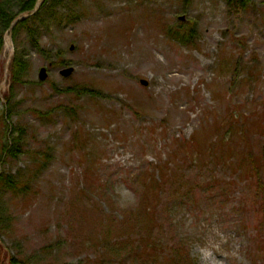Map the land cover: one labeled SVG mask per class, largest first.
Masks as SVG:
<instances>
[{"label": "rangeland", "instance_id": "1", "mask_svg": "<svg viewBox=\"0 0 264 264\" xmlns=\"http://www.w3.org/2000/svg\"><path fill=\"white\" fill-rule=\"evenodd\" d=\"M64 3L36 21L44 54L21 28L0 58L10 122L25 129L2 168L23 190L0 185L1 264H167L175 234L190 237V264H264V0L239 12L228 0ZM182 23L194 30L187 43L169 31ZM16 52L28 68L13 82ZM82 87L101 95L67 91ZM233 136L253 143L249 168L239 150L234 170L223 162ZM209 144L220 147L212 165L201 161ZM167 178L163 191L149 188ZM155 203L152 236L138 220ZM164 218L175 234L161 233Z\"/></svg>", "mask_w": 264, "mask_h": 264}, {"label": "trees", "instance_id": "2", "mask_svg": "<svg viewBox=\"0 0 264 264\" xmlns=\"http://www.w3.org/2000/svg\"><path fill=\"white\" fill-rule=\"evenodd\" d=\"M39 0H0V58L3 54L4 47H5V35L11 24L19 17L24 14H30L32 13ZM65 0H44L39 11L35 14H33L29 19L20 21L17 23L13 30V35H17L21 28H24L28 36L30 37L34 48L37 52L44 54L46 52V48L41 45L38 37H37V31L35 24L37 22H44V18L50 14L55 13V8L61 6L64 3ZM247 0H228L229 6L232 8L234 7L235 11H240V9L244 8L246 6ZM233 11V10H232ZM37 21V22H36ZM176 28L171 29L170 32L178 38L181 42L187 43L191 41L193 37L194 30L190 27H186V24L176 25ZM28 68V62L25 59V56L22 55V53L16 52L12 58V62L10 65V76L13 80V82H18L22 80V77L24 76V73H26ZM1 79H2V70H1V64H0V86H1ZM67 91H74L78 95H86V94H93L92 96L101 95V92L88 89L86 87H82L79 89L76 88H68ZM1 89H0V185L5 190V193L8 191L17 192L19 190H23V185H17V180L15 176L11 174H6L2 172V168L5 165L8 158H17L19 154L23 150V144H22V135L25 134V129L23 126H19V124H15L13 122H10V118L12 117V110L10 108V102H11V94L1 96ZM71 113L76 115V110L70 107ZM41 114V113H40ZM232 116H237L236 114L232 113ZM243 118V117H242ZM245 120V119H244ZM246 122V120H245ZM243 121V123H245ZM244 134H246V127H243L240 129ZM227 131L232 132L234 131L232 125L229 126ZM227 136L226 132L224 131L222 133V136ZM264 137V132L262 133ZM225 137H223V142L225 143V146L227 149L232 150L231 151V159L230 160H223L224 163L229 164L232 169L234 170V167L237 166L235 161H239L241 159L240 155L236 156V150L241 151L244 154L245 157V163L246 167L249 168L254 160V157L251 155L250 152H255L253 143L248 140L247 138H237L235 139V145L232 141H229L228 139L225 140ZM233 146L232 148H230ZM264 152V149H263ZM207 154H211V156L208 159H203L201 161H204L208 165H212L216 160L220 159V147L218 145L209 144V147L206 151ZM164 175V172H162V176ZM171 178V175L169 176ZM170 179H161L159 182L157 180H152L151 182L153 184H149V188L158 189L161 188V191L164 190L163 185H167ZM218 180L211 181V185L213 188L216 187V182ZM262 181L259 182V187H263ZM185 186H179L178 190L174 192V195L177 194L178 191H180L181 188H184ZM203 187V186H202ZM198 190V189H197ZM205 191H201L204 198H212L215 195L213 194L214 191L206 187L204 189ZM259 194L262 195V190H258ZM171 193L168 194L167 197L175 198L176 196H170ZM190 196H193V193L189 195V197L184 196V198H187V200L190 198ZM162 202V200H161ZM182 203H185L184 201H180ZM157 203H155L153 206L148 207L145 211L144 217L139 219L138 221H146L148 218L149 221V227L150 232L152 235L153 227L157 224V216L155 213V206ZM1 205V204H0ZM177 203H174L173 206H176ZM167 209L168 212H165L166 214H171L169 211V208L167 205H165V210ZM2 213V212H1ZM2 220V214H0V223ZM165 226V228H164ZM162 227L164 228L162 232H170L172 234H175L177 231L174 228L173 219H171L170 222H167L165 218L163 219ZM1 229V228H0ZM153 236V235H152ZM178 238L179 245L175 246L176 242L174 241V244L172 246V249L174 248L175 254L173 257H165L164 255H161L163 261L167 264H190L189 260L191 256L184 252L185 251V245H186V237L190 242L189 236H179L178 234H175ZM155 238V236H154ZM150 240V239H148ZM157 241L159 242L161 250H164L165 246H169L168 242H164L162 240V237L158 234ZM2 253L6 254L4 256V259H7V253L4 252L3 246L0 243V264L2 259ZM137 260H140L141 255L134 253ZM162 260H159V264H161ZM19 261L15 258L9 255V262L7 264H18Z\"/></svg>", "mask_w": 264, "mask_h": 264}, {"label": "water", "instance_id": "3", "mask_svg": "<svg viewBox=\"0 0 264 264\" xmlns=\"http://www.w3.org/2000/svg\"><path fill=\"white\" fill-rule=\"evenodd\" d=\"M39 7H40V4H38V5L36 6V9H35L34 12H36V11L39 9ZM28 16H29V15L18 17V18H17V19L11 24V26L9 27V30L7 31V36H6V37H8V35H11V34H12V31H13L14 27L16 26V24H17L19 21H22V20L27 19ZM8 66H9V64H7L6 72H8ZM73 70H74L73 67H69V68H66V69L62 70V71H61V74H63L64 76H69V75L73 72ZM47 76H48V74H47V69H46V67L41 68V70H40V79H41V80H45V79L47 78ZM6 77H7V73H6ZM142 83L147 84V82H146L145 80H142ZM1 88H2V89L4 88V83H2Z\"/></svg>", "mask_w": 264, "mask_h": 264}]
</instances>
